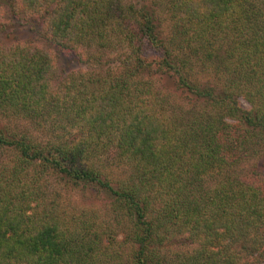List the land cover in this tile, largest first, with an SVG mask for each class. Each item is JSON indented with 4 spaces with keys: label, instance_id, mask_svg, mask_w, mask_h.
<instances>
[{
    "label": "trees",
    "instance_id": "16d2710c",
    "mask_svg": "<svg viewBox=\"0 0 264 264\" xmlns=\"http://www.w3.org/2000/svg\"><path fill=\"white\" fill-rule=\"evenodd\" d=\"M8 1L62 49L122 51L55 88L49 51L0 46V264H122L124 245L125 264H264V0ZM110 151L130 167L116 185L95 164ZM48 173L117 227L47 201Z\"/></svg>",
    "mask_w": 264,
    "mask_h": 264
},
{
    "label": "rangeland",
    "instance_id": "374dc122",
    "mask_svg": "<svg viewBox=\"0 0 264 264\" xmlns=\"http://www.w3.org/2000/svg\"><path fill=\"white\" fill-rule=\"evenodd\" d=\"M152 0H124L126 3H133L137 7L148 4L151 5ZM11 4L8 0H0V46H6L14 42H26L35 44L52 55L54 62V74L52 83L55 88H58L61 81L67 77L70 72L83 71L96 75L105 73L107 70L114 68L117 63V57L122 51L119 48L99 49L95 47L79 48L76 52L62 49L50 41L45 34L44 24L41 19L34 18L30 21L25 20L27 16L22 14L11 13L9 15V8ZM99 57V58H97ZM94 58H96L94 60ZM59 91V90H58ZM239 104L243 108H249V103L243 98H238ZM10 125L16 126L19 131H30L31 136L39 141H45L51 138L50 134L41 130H34L31 124L25 122L12 123ZM29 134V135H30ZM54 137V136H53ZM55 138V137H54ZM14 152L0 147V174L3 171L4 165L13 164ZM252 163L244 167L247 171L250 169H257L256 166L261 165V160H254ZM95 164L104 171V173L112 180V184L116 185L120 180L128 178L130 167L123 165L122 161L114 154V151L108 152L106 155L95 160ZM256 165V166H255ZM33 173L34 171H31ZM29 176V175H28ZM210 184V183H209ZM38 185L40 190L44 191L45 199H54L52 204L59 209H65L66 212H79L80 209L85 208L97 223L104 225H118L113 215L107 206L106 199L99 194H91L89 189H83L81 186L71 187L66 185L63 181L57 178V175L45 174L39 178ZM113 226V227H114ZM121 229L124 231L122 232ZM126 229L124 225L120 226L117 233V240L123 241L126 238ZM121 259H116L114 262L125 264V257L128 251V246L124 245L121 249Z\"/></svg>",
    "mask_w": 264,
    "mask_h": 264
}]
</instances>
